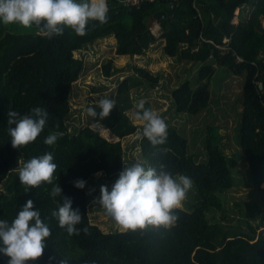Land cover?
Listing matches in <instances>:
<instances>
[{
  "label": "trees",
  "instance_id": "16d2710c",
  "mask_svg": "<svg viewBox=\"0 0 264 264\" xmlns=\"http://www.w3.org/2000/svg\"><path fill=\"white\" fill-rule=\"evenodd\" d=\"M107 2L108 22H90L82 37L65 29L63 35L47 39L35 28L0 23V220L11 223L25 202L33 200L51 228L44 254L35 264H60L62 260L67 264H264V0H154L137 6L120 0ZM236 9L241 13L234 23ZM246 9L247 14L243 13ZM153 23L163 40V55L200 64L192 83L185 79L168 91L172 116L196 115L209 104V82L216 68L243 76L236 140L255 187V199L225 205L224 194L234 185L235 156L226 151V133L218 125L205 124L203 158L197 160L181 131L167 124L166 144L154 148L146 139L135 138L134 145L148 165L164 164L173 174L192 179L194 186L177 210L176 226L125 234L116 229L104 231L89 218L93 193L86 186L98 172L104 179L116 180L124 164L132 162L121 140L138 132L141 124L127 113L131 109L135 113L138 103H133L129 91L139 86L154 88L160 76L147 67L128 65L130 71L110 98L116 101L110 115L99 122L87 116L83 126L71 130L72 85L84 65L73 52L113 37L116 55H142L157 41L150 29ZM116 70L111 58L102 66L105 76ZM35 107L49 112L43 132L34 143L13 149L7 112L25 115ZM145 107L151 108L149 101ZM99 127L118 139L104 137ZM55 132L63 133L62 137L52 146L45 145L46 136ZM46 152L53 153L62 195L72 199L74 209L79 208L83 218L77 227H87V234L81 231L69 236L51 217L62 202L61 197L50 196L51 185L26 193L19 184L16 169L21 162ZM77 179L86 181L84 189L73 186ZM7 259L0 255V264H7Z\"/></svg>",
  "mask_w": 264,
  "mask_h": 264
},
{
  "label": "clouds",
  "instance_id": "9594fccd",
  "mask_svg": "<svg viewBox=\"0 0 264 264\" xmlns=\"http://www.w3.org/2000/svg\"><path fill=\"white\" fill-rule=\"evenodd\" d=\"M108 12L107 0H0V23L18 25L26 30L35 28L47 39L63 35L65 29L82 37L87 34L90 22L107 23ZM115 104L114 99L100 96L93 106H86L84 112L99 122L110 115ZM135 107L134 117L141 124L136 139L141 142L146 139L154 148L166 144L168 125L162 116L146 108L144 100ZM48 117L49 112L42 107H35L25 115L9 110L6 123L11 147L19 150L34 143L43 132ZM62 135L50 133L43 143L52 146ZM57 167L52 152L32 157L16 169L19 184L26 193L42 185H51L50 196L62 198L51 217L69 236L79 235L81 231L87 234V227H77L83 218L79 208L74 209L72 199L62 195L55 175ZM85 185L83 179L73 182L77 189H84ZM193 186L190 177L173 174L164 164L152 167L147 161L136 160L124 164L110 190L107 185H100L99 196L91 203L103 210L121 234L148 228L168 230L176 226L177 210L182 209ZM50 236L51 228L42 219L40 210L35 209L33 200L28 199L11 223L0 220V255L8 258L7 264H35L43 256ZM60 264L67 262L62 260Z\"/></svg>",
  "mask_w": 264,
  "mask_h": 264
},
{
  "label": "rangeland",
  "instance_id": "374dc122",
  "mask_svg": "<svg viewBox=\"0 0 264 264\" xmlns=\"http://www.w3.org/2000/svg\"><path fill=\"white\" fill-rule=\"evenodd\" d=\"M240 13L241 11L236 9L231 21L237 22ZM243 13L247 14L248 10H244ZM150 29L154 35L159 36L160 31L156 23L151 24ZM162 45L163 40L158 37L157 41L149 46L142 55L127 57L126 55L115 54V38L109 37L94 42L86 49L74 51L73 55L81 57L84 65L78 79L72 85L70 100L72 117L69 120V129L72 130L73 126H83L86 123L87 115L84 112L86 106L92 104L100 96L108 98L115 96L118 82L130 71L128 65L147 67L153 74L160 76L159 84L154 88L142 89L139 86L130 89L129 93L133 103L140 100L149 101L154 112L160 114L167 124L173 125L181 131L188 140V151L196 152L197 160L203 158L202 139L205 134V124L218 125L220 130L226 133V151L229 152V155L235 156V168L232 169L234 185L227 193L225 192L224 203L226 206H232L236 201H253L255 199V187L249 181L247 163L236 140V124L242 108L243 76L232 74L221 67L216 68L209 82V104L196 115L180 113L172 116V111L169 109L168 91L185 79L192 83L200 64L184 60L179 61L163 55L160 49ZM109 58L113 60L117 70L113 71L110 76H105L102 73V66ZM127 113L135 123H140L135 119L133 109ZM99 131L101 135L110 140L118 139L112 136L107 129L99 127ZM136 134L137 132L121 140L124 149L127 150V160L132 162L143 161L138 146L134 145ZM92 181L93 183H88L86 186L88 191L93 193L88 204L89 218L104 231L115 229L112 221L104 215L103 210L91 203L95 197L99 196L100 185H107L110 190L115 180L110 181L102 178L101 175H95ZM263 186L264 180L261 183V187ZM228 212L231 216L236 215L232 211Z\"/></svg>",
  "mask_w": 264,
  "mask_h": 264
},
{
  "label": "built area",
  "instance_id": "2783aa9c",
  "mask_svg": "<svg viewBox=\"0 0 264 264\" xmlns=\"http://www.w3.org/2000/svg\"><path fill=\"white\" fill-rule=\"evenodd\" d=\"M141 1H154V0H120L121 3H123L124 5H128V6H137L140 4ZM161 17H163V15H161ZM227 39H224V41H226ZM238 60H240L238 58Z\"/></svg>",
  "mask_w": 264,
  "mask_h": 264
},
{
  "label": "water",
  "instance_id": "95a60500",
  "mask_svg": "<svg viewBox=\"0 0 264 264\" xmlns=\"http://www.w3.org/2000/svg\"><path fill=\"white\" fill-rule=\"evenodd\" d=\"M259 86H260V87L262 86V83H261V82H259Z\"/></svg>",
  "mask_w": 264,
  "mask_h": 264
}]
</instances>
